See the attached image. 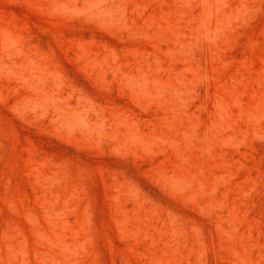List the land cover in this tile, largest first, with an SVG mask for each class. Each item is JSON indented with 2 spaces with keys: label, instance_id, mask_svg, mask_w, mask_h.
I'll return each mask as SVG.
<instances>
[{
  "label": "rangeland",
  "instance_id": "obj_1",
  "mask_svg": "<svg viewBox=\"0 0 264 264\" xmlns=\"http://www.w3.org/2000/svg\"><path fill=\"white\" fill-rule=\"evenodd\" d=\"M0 264H264V0H0Z\"/></svg>",
  "mask_w": 264,
  "mask_h": 264
}]
</instances>
